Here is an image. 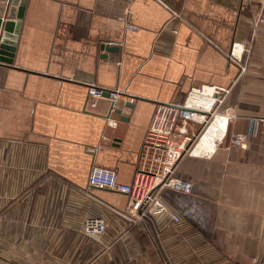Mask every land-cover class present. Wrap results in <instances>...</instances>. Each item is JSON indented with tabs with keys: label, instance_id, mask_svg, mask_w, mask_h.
Here are the masks:
<instances>
[{
	"label": "crops",
	"instance_id": "1",
	"mask_svg": "<svg viewBox=\"0 0 264 264\" xmlns=\"http://www.w3.org/2000/svg\"><path fill=\"white\" fill-rule=\"evenodd\" d=\"M11 1L0 16L15 21ZM259 15L260 0H24L12 62L0 61V264H264ZM89 83L124 95L87 109ZM201 84L229 88L237 117L212 157L178 162L189 193L163 189L179 222L137 217L126 194L88 183L94 165L131 182L155 103ZM97 215L107 228L88 237Z\"/></svg>",
	"mask_w": 264,
	"mask_h": 264
},
{
	"label": "built area",
	"instance_id": "2",
	"mask_svg": "<svg viewBox=\"0 0 264 264\" xmlns=\"http://www.w3.org/2000/svg\"><path fill=\"white\" fill-rule=\"evenodd\" d=\"M260 1L264 5V0ZM261 22L264 18L259 15L254 27ZM244 49L243 42H233L231 58L241 60ZM86 89L87 109L94 108L98 99H107L114 104L124 95L120 89L92 83L87 84ZM228 92L227 87L201 84L190 88L181 102L157 101L138 151L133 180L121 182L115 170L94 165L88 183L126 194L128 211L137 217L152 216L161 221L179 222L180 215L170 209L161 193L165 188L189 193L192 180L175 174L180 159L184 155L210 158L222 146L229 134V121L237 117V112L225 105ZM106 124L115 126L116 120L106 116ZM245 138L244 132H232L229 142L233 146H242ZM106 228V220L100 215L86 217L82 226L88 237H98Z\"/></svg>",
	"mask_w": 264,
	"mask_h": 264
},
{
	"label": "water",
	"instance_id": "3",
	"mask_svg": "<svg viewBox=\"0 0 264 264\" xmlns=\"http://www.w3.org/2000/svg\"><path fill=\"white\" fill-rule=\"evenodd\" d=\"M19 0H12V5L18 3ZM23 3L24 0H20L21 6L17 8L16 19L11 20L13 16V9L7 10L5 16H0V61L10 63L12 62L13 52L17 40V34L19 32L21 20L23 14ZM9 17V18H8ZM109 49H115V47H110Z\"/></svg>",
	"mask_w": 264,
	"mask_h": 264
}]
</instances>
